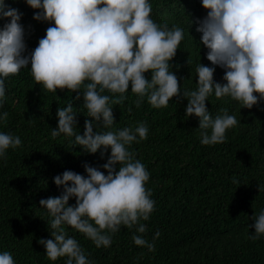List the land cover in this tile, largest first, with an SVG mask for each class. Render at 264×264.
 <instances>
[{
  "label": "trees",
  "instance_id": "16d2710c",
  "mask_svg": "<svg viewBox=\"0 0 264 264\" xmlns=\"http://www.w3.org/2000/svg\"><path fill=\"white\" fill-rule=\"evenodd\" d=\"M6 3L23 13L20 22L25 28V54H30L55 22L36 19L34 13L40 9L27 0ZM151 3L150 15L156 22L184 29L185 37L170 61L181 93L171 97L165 107L152 106L147 97L137 105L138 94L131 90L130 82L125 99L113 105L115 122L108 126L112 130L135 128L144 121L149 127L146 139L128 145L150 171L146 185L152 189L156 204L149 219L140 221L147 230L140 233L137 225L121 226L112 234L110 246H97L75 227H64L93 264H264V235L251 238L253 214L264 209V99L248 108L231 96L211 94L206 104L214 116L226 108L240 122L227 130L226 141L201 143L199 117L186 115L188 98L182 93L184 88L198 86L197 64L213 63L201 40L203 33L197 30L210 9L202 0ZM5 20L10 17L0 19V26ZM226 70L216 65L214 79L226 83ZM151 74L150 69L145 72L148 78ZM5 82L6 100L0 113L7 111L8 116L0 120V131L19 135L23 144L9 147L6 158H0V251H10L16 264H66L67 255L52 260L39 242L41 237L51 238L52 230V217L40 200L61 194L63 186H58L54 177L67 169L87 176L85 163H89L107 174L102 165L111 148L101 156L99 149L92 153L74 145V137L51 135L52 128L58 126V108L68 102L77 111L80 134L86 119L95 120L83 106V89H47L35 80L31 61ZM100 130L107 129L97 122L94 131ZM69 203H76L75 196ZM134 234L154 242V250L136 244Z\"/></svg>",
  "mask_w": 264,
  "mask_h": 264
},
{
  "label": "clouds",
  "instance_id": "9594fccd",
  "mask_svg": "<svg viewBox=\"0 0 264 264\" xmlns=\"http://www.w3.org/2000/svg\"><path fill=\"white\" fill-rule=\"evenodd\" d=\"M38 20H54L46 29V36L30 54H25V28L20 22L23 13L0 0V19L10 17L0 26V108L6 100L5 78L17 74L31 61L32 74L37 82L56 92L57 87L83 89L84 108L95 120L86 119L83 134L76 125L77 111L71 102L57 110L58 126L51 135L61 133L74 137L73 144L82 145L89 152L98 149L101 156L111 148L107 162L100 168L85 163V176L67 169L54 177L63 186L60 195L41 198L40 204L49 211L51 238H40L46 255L52 260L67 255L66 264H93L83 246L67 233L65 224L85 233L97 246H110L112 234L121 226H138L147 230L141 220H148L156 201L147 187L150 171L136 158L128 145L146 139L149 127L141 121L131 126L112 130L115 122L113 105L122 102L131 90L138 94L139 105L147 97L154 107H165L170 98L181 93L178 75L170 63L185 37L178 25H161L150 15L151 0H27ZM210 9L198 23L202 42L208 47L212 65H196L198 86L183 89L188 98L186 115L199 117L201 143L215 144L227 140L226 132L240 121L235 114L223 109L215 116L206 100L231 96L242 106L252 108L264 99V0H202ZM227 70L226 83L214 79L215 66ZM151 70V78L145 75ZM107 90V91H106ZM120 93L113 97L108 93ZM258 92L259 95L254 93ZM79 96L80 93L78 92ZM8 112L0 113V120ZM101 122L107 130L94 131ZM100 125H97L99 127ZM21 137L0 131V158L7 149L21 146ZM103 146V147H102ZM117 164H119L117 170ZM71 182V183H69ZM238 182V181H237ZM75 196L76 203L69 198ZM254 215L252 239L264 235V209ZM107 230V231H106ZM158 234V233H157ZM138 245L154 242L134 234ZM0 264H16L10 251H0Z\"/></svg>",
  "mask_w": 264,
  "mask_h": 264
}]
</instances>
